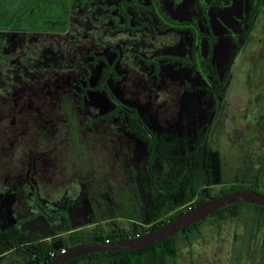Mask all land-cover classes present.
Wrapping results in <instances>:
<instances>
[{"label": "flooded vegetation", "instance_id": "1", "mask_svg": "<svg viewBox=\"0 0 264 264\" xmlns=\"http://www.w3.org/2000/svg\"><path fill=\"white\" fill-rule=\"evenodd\" d=\"M58 1L66 6L65 10H61L58 21L52 23L45 18V22L41 21L48 22L49 26L38 27L25 21L26 15L34 10L15 9L13 0H0L1 187L13 189L16 186L20 191L26 173L23 171L22 180L16 177L14 161H44L47 144L62 143L63 138L51 136L48 132L46 97H90L99 91L93 84L98 83L102 76L107 82L113 79L116 84L120 82L123 96L139 98L141 103L152 102L148 112L141 106L125 105L127 112L122 116L129 115L132 120L136 117L131 127L128 124L129 129L135 131L144 125L142 119L147 120L148 113L159 122L176 118L182 110L181 100L185 93L206 90L201 86L195 89L190 86L194 87L196 81L206 82L207 78L217 79L216 62H213L212 54L208 55V47L212 45L206 41L205 31L213 17L223 20L220 10H230L232 1L233 7L241 6L245 21L243 27L247 31L239 32V43L229 41V49L233 50L238 45L249 49L242 52L241 46L232 51L229 67L225 66L219 77L221 86L217 91H221L222 96L236 76L238 69L235 72L232 70L236 61L239 59V62L246 63L242 57L250 56V48H255L250 45V36L258 46L264 42L262 36L258 38L259 34L264 37V0ZM246 64L242 70L250 81V62ZM116 84L114 87L119 92ZM109 91L112 92L111 89ZM36 97L41 99L40 104L36 105ZM160 97L173 98L172 105L167 100L166 104L158 103ZM74 108L86 117L87 123L83 128L91 139H95L94 134L104 125L108 135L113 128L115 134L119 133L115 139L123 138L126 143L124 134L117 132L124 121H112L97 107L85 109L75 101ZM147 127H141L140 142L148 143L151 151H155L164 140L148 131ZM54 128L57 129L56 126ZM109 138L110 135L105 136L102 142L106 143ZM187 154L183 169L176 165L174 171L166 173L164 180L179 177L180 187L191 190L197 187L192 175L197 169L194 165L203 171L204 177L208 174V154L203 149L198 156L194 151ZM151 160L148 158L147 162L152 164ZM257 179L252 181L259 183ZM41 181L54 186L44 177ZM258 185H253L255 190L263 191ZM151 188L154 191L153 206L159 200L168 204L174 201L171 185H151ZM25 189L24 184V194ZM193 206L195 203L188 209ZM256 206L232 208L216 216L210 215L203 222L216 226L215 238L219 242L210 264H264V212ZM242 207L246 210L245 214L240 210ZM30 212L31 207L27 206L25 213ZM228 220L234 222V230L223 233ZM201 225L193 235H188L194 239L201 232ZM225 244L229 248L225 249Z\"/></svg>", "mask_w": 264, "mask_h": 264}, {"label": "rangeland", "instance_id": "2", "mask_svg": "<svg viewBox=\"0 0 264 264\" xmlns=\"http://www.w3.org/2000/svg\"><path fill=\"white\" fill-rule=\"evenodd\" d=\"M13 5L15 9L34 10L26 15L25 21L38 27L58 21L61 10L66 9L58 0H13ZM231 5L230 10H220L223 20L213 17L205 31L206 41L212 45L208 47V55L212 54V60L216 62L217 79L207 78L206 82L196 81L194 87L190 86L191 89L201 86L206 90L185 93L181 100L182 110L176 118L159 122L148 113L147 120L142 119L148 131L165 141L155 151H151L148 143L140 142L144 125L131 130L128 124L131 127L136 117L132 120L129 115L122 116L127 112V104L141 106L148 112L152 102L141 103L139 98L123 96L120 82L116 84L113 79L107 82L102 76L93 84L99 91L86 98L94 107L100 104L101 114L113 112L117 114L113 121H124L116 125H119L117 132L123 133L129 141L126 143L123 138L115 139L119 133L115 134L113 128L109 130L110 138L103 143V138L109 137L104 125L94 134L95 139H91L83 128L86 117L74 108V97H46L48 132L63 141L47 144L44 161H14L15 176L22 180L23 171L26 173V192L22 191L24 184H20V191L16 186L13 189L0 186V252L4 247V236L18 229L25 233L21 237L24 241L50 242L57 251L64 248L57 236L61 234L67 238L73 229L91 231L101 224L106 232L125 234L138 231L141 225L151 227L153 223L145 224L146 213L152 209L154 200L150 178L163 181L166 173L174 171L176 165L183 167L188 151H194L196 156L202 149L204 152L218 151L224 184L209 185L203 171L194 165L197 169L192 175L199 189L196 196L183 206L184 209L200 200V192L207 191L209 195L235 184L250 186L255 178L259 181L258 188L264 191V42L258 46L250 36V45L255 48H250V56L242 57L246 63L250 62V81L242 70L247 64L238 59L232 68L233 72L238 69L236 76L228 85L226 94L222 96V92L217 91L221 86L219 77L225 66L229 67L232 51L243 46L230 50L229 41L239 43V32L247 31L243 27L241 6L233 7V1ZM261 36L264 40L261 34L258 38ZM244 49L249 48L243 46L242 52ZM34 99L36 105L40 104L39 97ZM166 100L172 105L173 98L169 97L158 98V103L166 104ZM148 158L152 159V164L147 162ZM43 177L54 186L43 183ZM27 206L31 207L29 214L25 213ZM181 209H172L167 216ZM240 210L245 214L244 207ZM227 223L229 227L225 224L223 233L234 230V222L228 220ZM201 227V232L192 241L181 243L178 264H210L209 260L214 258L213 252L219 243L215 238L216 226L206 222ZM53 233H56L54 237ZM224 248L229 245L225 244ZM16 258L10 252L1 254L0 264H18Z\"/></svg>", "mask_w": 264, "mask_h": 264}, {"label": "trees", "instance_id": "3", "mask_svg": "<svg viewBox=\"0 0 264 264\" xmlns=\"http://www.w3.org/2000/svg\"><path fill=\"white\" fill-rule=\"evenodd\" d=\"M75 103L83 106L85 109L87 107L92 106L90 99H87L85 96L75 98ZM98 99V98H97ZM78 101V102H76ZM99 106L97 107L100 110V104L97 103ZM128 105V104H127ZM117 116L116 113H111L109 115L110 120H115ZM119 121V120H118ZM207 159H208V174L206 176V181L209 185H222L224 184V178L222 176L221 171V159L220 154L218 151H207ZM183 167H181V170ZM151 185H171L173 188V199L174 201L169 204L167 201L159 200L155 201L154 206L152 209H148V213H146L147 223H153L151 227H146L145 225H141L138 228V231H127L125 234L106 232L105 227L101 226V224L96 225L91 231L86 229H73L69 231L70 235L67 238H63L61 234L57 236L58 239L61 240L64 248H69L73 245L80 244L83 242H106L107 239L110 242H115L123 239L133 238L136 237L138 234L143 235L149 231L155 230L158 227L166 224L167 222L175 219L180 214L186 211V209L182 208L181 210L171 213L169 217L167 214L175 208H179L186 204L190 199H192L197 194V190L199 188H194L191 190H186L184 186L180 187L181 178L173 177L172 179H163L160 181L159 179L155 181V179L150 178ZM250 186L244 184H235L231 187L224 188L220 193H210L209 195L206 194L207 191L200 192L199 194L202 195L199 201L195 203L198 205L199 203L214 198L218 195H221L226 192L235 191L239 189H246V190H255L253 185L258 184L256 181H252ZM257 190V189H256ZM264 193V191H261ZM161 194H159L160 196ZM161 197V196H160ZM243 205H252L247 203L242 204H234L225 207L222 210L217 211L216 213L212 214L211 216H216L218 213L230 210L232 208H236ZM263 210L264 207L256 206ZM188 209V208H187ZM208 216V217H211ZM208 217L194 223L193 225L185 228L184 230L178 232L177 234L157 243L154 245L147 246L142 249H136L131 251H114V252H99L93 253L86 256L75 258L66 264H176L177 258L179 256L180 245L182 242L191 241L193 239V233L199 230V226L208 219ZM160 220L162 222H160ZM13 234H17L18 236H12ZM25 233L21 231V229L16 230L11 235L7 234L4 236V247L2 248L1 254H5L10 252L11 255L16 258L18 264H46L48 261L53 259L57 254L61 252L57 250L55 256L51 255L53 251V244L51 245L50 242L41 241H24L23 237ZM188 234H192L189 236ZM56 235V233L51 234ZM2 261V260H1ZM0 261V262H1Z\"/></svg>", "mask_w": 264, "mask_h": 264}, {"label": "water", "instance_id": "4", "mask_svg": "<svg viewBox=\"0 0 264 264\" xmlns=\"http://www.w3.org/2000/svg\"><path fill=\"white\" fill-rule=\"evenodd\" d=\"M256 204L264 207V193L256 190L239 189L207 199L190 207L175 219L143 235L115 242H83L66 248L46 264H66L82 256L99 252L131 251L157 244L218 210L234 204Z\"/></svg>", "mask_w": 264, "mask_h": 264}, {"label": "built area", "instance_id": "5", "mask_svg": "<svg viewBox=\"0 0 264 264\" xmlns=\"http://www.w3.org/2000/svg\"><path fill=\"white\" fill-rule=\"evenodd\" d=\"M139 235H140V234H138L137 236H139ZM106 242H110V240L107 239ZM65 249H66V248H62L61 251H65ZM56 253H57V251H56V250H53V251L51 252V255H52V256H55Z\"/></svg>", "mask_w": 264, "mask_h": 264}]
</instances>
